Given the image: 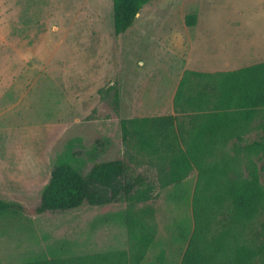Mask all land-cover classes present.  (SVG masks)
<instances>
[{"label": "rangeland", "instance_id": "1", "mask_svg": "<svg viewBox=\"0 0 264 264\" xmlns=\"http://www.w3.org/2000/svg\"><path fill=\"white\" fill-rule=\"evenodd\" d=\"M260 62L264 0H149L121 35L114 33L113 0H0V199L19 206L0 213V264L129 257L145 233L153 242L140 264H180L195 225L199 170L177 184L159 183L158 158L134 138L124 142L120 121L172 114L185 71ZM114 84L119 113L99 93ZM179 119L190 128L188 118ZM259 122L243 144L257 139ZM236 143H217L203 157L230 162L246 176L262 162ZM69 148L85 173L95 162L125 160L156 184L153 198L39 214L53 165Z\"/></svg>", "mask_w": 264, "mask_h": 264}, {"label": "trees", "instance_id": "2", "mask_svg": "<svg viewBox=\"0 0 264 264\" xmlns=\"http://www.w3.org/2000/svg\"><path fill=\"white\" fill-rule=\"evenodd\" d=\"M149 0H113L114 33L131 28ZM195 23V16L188 19ZM116 113L121 93L116 84L99 92ZM180 116L189 119L186 129ZM257 139L243 144L252 123ZM124 142L158 158L159 183L177 184L197 168L201 179L193 198L194 229L180 264H264V62L233 71H185L174 98V114L121 119ZM192 125V127H191ZM236 139L235 149L256 154L262 162L247 175L230 162L206 161L217 143ZM156 184L144 173H133L123 159L95 162L85 173L77 155L55 161L42 190L39 214L69 211L87 204L103 207L124 202L135 205L151 200ZM19 206L0 199V213ZM153 236L136 237L127 252L38 260L33 264H140ZM128 259V261H127ZM130 261V263H129Z\"/></svg>", "mask_w": 264, "mask_h": 264}, {"label": "crops", "instance_id": "3", "mask_svg": "<svg viewBox=\"0 0 264 264\" xmlns=\"http://www.w3.org/2000/svg\"><path fill=\"white\" fill-rule=\"evenodd\" d=\"M173 111H174V110H173ZM172 114H174V112H173Z\"/></svg>", "mask_w": 264, "mask_h": 264}]
</instances>
